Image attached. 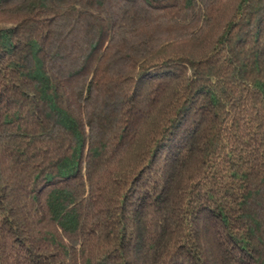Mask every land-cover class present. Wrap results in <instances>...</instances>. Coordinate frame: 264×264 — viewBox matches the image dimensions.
<instances>
[{
	"label": "trees",
	"instance_id": "trees-1",
	"mask_svg": "<svg viewBox=\"0 0 264 264\" xmlns=\"http://www.w3.org/2000/svg\"><path fill=\"white\" fill-rule=\"evenodd\" d=\"M0 264H264V0H0Z\"/></svg>",
	"mask_w": 264,
	"mask_h": 264
}]
</instances>
